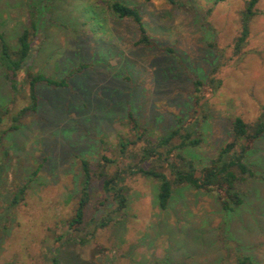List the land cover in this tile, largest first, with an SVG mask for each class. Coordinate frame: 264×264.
Listing matches in <instances>:
<instances>
[{
    "label": "rangeland",
    "instance_id": "rangeland-1",
    "mask_svg": "<svg viewBox=\"0 0 264 264\" xmlns=\"http://www.w3.org/2000/svg\"><path fill=\"white\" fill-rule=\"evenodd\" d=\"M114 1L140 11L154 47L136 44V26L108 11ZM174 1L182 7L165 0H0V32L11 47L29 24L28 8H35L40 43L28 63L31 72L58 79L83 67L67 88L39 86L37 110L0 143L6 153L3 179L11 186L28 184L23 203L0 233V264H48V249L56 236L64 240L77 203L79 159L94 164L102 154L114 157L117 136L128 135V113L154 138L199 118L201 145L184 152L198 168L229 141L235 117L248 124L264 120V0L237 54L247 0ZM163 47L173 49L176 59ZM209 78L221 86L204 88L197 102L193 83L207 85ZM27 104L24 93L14 98L0 68V110L9 111L0 129L7 130L10 117ZM247 157L264 176V136ZM160 170L170 177L164 166ZM124 185L126 212L105 228L85 226L86 242L63 248V264L71 253L79 264H236V254L264 264L261 180L247 181L244 205L231 215L213 196L190 188L176 190L162 211L155 181L133 176ZM91 191L86 222L105 215L101 202L113 208L97 183Z\"/></svg>",
    "mask_w": 264,
    "mask_h": 264
},
{
    "label": "trees",
    "instance_id": "trees-1",
    "mask_svg": "<svg viewBox=\"0 0 264 264\" xmlns=\"http://www.w3.org/2000/svg\"><path fill=\"white\" fill-rule=\"evenodd\" d=\"M151 2L152 0H143ZM169 4L182 7L174 0H165ZM215 3L223 0H214ZM260 0H247L244 10L240 12L241 31L235 41L234 53H240L246 44L249 35L251 20L259 14L255 7ZM108 11L118 19L131 21L138 33L137 45L151 48L154 43L147 34L140 11L122 2L114 1L107 6ZM29 24L24 28L16 39L15 47H11L3 33L0 32V68L3 72L9 90L16 99L21 93L28 100V104L22 107L10 118L7 130L0 129V143L3 136L9 132L19 129L20 120L27 114L33 113L38 108L37 88L41 85L49 88H67L69 81L75 75L82 72L81 69H73L62 78H53L43 73H33L28 63L33 56L34 47L40 43L38 27L36 22L35 8H28ZM264 15V10L261 12ZM36 50V49H35ZM162 52L168 53L174 59L173 49L169 47L160 48ZM37 52V50H36ZM195 98L200 102L204 96V88L212 91L219 89L221 81L209 78L207 85L195 80ZM9 111L0 110V128L3 123L2 115H8ZM202 121L193 117L185 122L183 126L168 131L158 138L152 137L145 127H142L132 113H128L127 127L128 135H118L117 144L114 147L115 156L100 155L98 161L91 164L86 159H79L80 179L78 183L77 203L72 217L65 222L67 233L64 240L62 236H56L54 246L48 249L49 256L46 257L48 264H63L61 257L62 249L75 245H82L86 239L81 236L85 226L93 225L95 229L105 228L110 225L117 214L125 213L128 209L127 188L124 185L126 178L141 176L158 184L156 193V204L162 211L166 210L173 200L176 190L190 188L192 190L209 194L215 198L221 211L231 215L244 205L245 184L248 180H261L264 176L256 173L247 163V156L254 148L255 143L264 136V120L258 119L253 124L244 122L240 117H235L230 126L229 141L219 150L217 155L203 167H196L193 159L185 155L188 149H194L201 145ZM0 159V233L8 229L11 218L18 207L23 203L28 184L22 186L8 183L3 179L5 171V151L1 150ZM169 171L170 177L162 172L161 168ZM40 169V167H39ZM34 171V175L38 170ZM99 185L102 195L108 197L113 205L112 209L105 206V201L99 204L105 210V215L99 219H91L86 222V212L92 195V185ZM108 200V199H107ZM90 236H93V232ZM229 247V248H228ZM231 249L228 244L226 250ZM73 261L69 264H79L76 256L70 254ZM236 264H255L250 257L242 254L235 255ZM5 264H16L10 261Z\"/></svg>",
    "mask_w": 264,
    "mask_h": 264
}]
</instances>
